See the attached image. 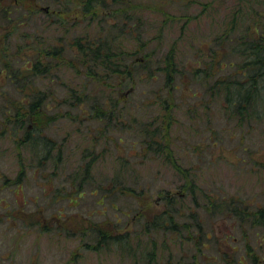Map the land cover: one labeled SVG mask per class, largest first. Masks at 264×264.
I'll use <instances>...</instances> for the list:
<instances>
[{"label": "rangeland", "instance_id": "obj_1", "mask_svg": "<svg viewBox=\"0 0 264 264\" xmlns=\"http://www.w3.org/2000/svg\"><path fill=\"white\" fill-rule=\"evenodd\" d=\"M138 2L148 6L138 9V15L146 21L149 30H154L151 35L162 34L163 41L156 40L151 48L157 47L164 52L174 40L179 39L177 49L180 60L184 61L182 78L186 84L183 83L178 91L177 122L172 134L179 162L195 181L196 193L207 191L213 195H239L249 203V211L256 209L257 205L264 206V163L261 166L249 156L253 153L259 157L255 153L256 147H263L264 150V141H260L263 138L261 132L225 121L214 104L210 114H205L201 108L191 109L190 105L198 97L192 96V90L188 89L193 87L199 91L200 85L193 80L192 73L197 67L207 66L202 62L204 58H200L203 50L220 49L225 35H236L244 25L242 19L248 22L258 9L264 10V0ZM16 4L15 0H0V9ZM72 16L73 11L69 12L67 23L72 22ZM5 21L0 11V44L7 41V30L12 28ZM234 26L238 29L232 33ZM57 33L69 36L63 29ZM17 37L10 36L8 39ZM11 48L13 50L15 46ZM233 58L238 59L236 56ZM3 61L0 59V65ZM23 62L15 58V64ZM62 72L67 77L76 76L67 69ZM58 80L52 83L53 86ZM62 81L72 82L71 79ZM10 82L0 77V91L8 89L10 96H19ZM46 82L40 81L39 84ZM158 86V81L147 83L142 86L146 93L138 91L134 95H130L127 89L116 87L121 98L125 97L127 101H120V107L116 109L115 117L119 125L111 119L108 120L109 128L86 105L84 109L65 106L60 111L64 117L44 131L57 142L52 151L53 157L50 155L52 158L46 161H41L40 155L28 143L20 146L24 129L15 132L0 108V264H134L136 259L138 264H146L140 257L123 251L119 245L100 246L93 237L96 226L116 234H135L134 246L137 247L140 242L139 246L145 245L150 250L155 247L159 252L156 257L159 264L165 262L161 247L164 249L165 245H169L179 251L178 233L161 232L156 235L145 232L138 223L139 213L153 217L163 211L165 206L160 187L183 193L187 197L183 201L187 214L192 206L189 190H178L184 182L183 174L164 157L154 156L153 151L146 156L141 143L142 125L151 123L161 113L160 109L151 106L156 97L150 89ZM54 89L64 93L62 87ZM2 101L4 99L0 95L1 104ZM127 107L133 109L136 122L127 116ZM110 108L107 107L108 110ZM97 127H103V130H97ZM111 127L114 131H109ZM117 136L122 137L123 142H116ZM255 141L256 144H253ZM58 154L61 158L57 161ZM260 155L264 160V156ZM89 162L90 178L80 187ZM20 170H24L21 176ZM123 180L131 188L138 189L142 197L139 199L131 192H116L101 198L115 182L119 184ZM78 187L83 190L81 196ZM221 215L211 218L204 214V228H210L213 234L210 233L209 248L204 249L202 254L221 260L226 253V257L234 261L246 252L249 245L252 254L260 259L258 264H264L263 230L239 222L237 217L223 218ZM259 230L262 233L257 235ZM138 235L141 237L138 238ZM174 240L179 243H176L178 247L173 244ZM206 256L201 255L202 264H221L220 261L207 263Z\"/></svg>", "mask_w": 264, "mask_h": 264}, {"label": "trees", "instance_id": "obj_2", "mask_svg": "<svg viewBox=\"0 0 264 264\" xmlns=\"http://www.w3.org/2000/svg\"><path fill=\"white\" fill-rule=\"evenodd\" d=\"M15 3L0 9L5 23L12 26L7 30V41L0 44V59L4 60L0 65V77L10 80L19 96H10L8 89L1 90L4 101L0 103V108L15 132L24 129L21 147L28 143L40 155L41 161H46L53 157L52 151L57 142L44 131L64 117L60 111L65 106L84 109L86 105L109 128L108 120L111 119L119 125L115 117L116 109L120 107V101L125 100L116 87L127 89L130 95H134L138 91L146 93L142 86L158 81L159 86L150 89L156 97L151 106L160 109L161 113L151 123L142 125L141 143L146 156L153 151L154 156L164 157L183 174L184 182L178 190H189L192 205L187 214L183 202L187 197L181 192L160 187L165 206L163 211L153 217L138 215V223L145 232L156 235L161 232L178 233L176 239L180 245L176 240L173 244L179 245L176 246L179 251L169 245H165L164 249L161 247L160 252L163 251L161 254L165 256L163 264H202L201 255H207L202 252L209 248L210 233L213 234L210 228H204L205 213L211 218L218 214H222L223 218L237 217L239 222H246L252 228H261L264 241V206L257 205L256 209L249 211V203L239 195H213L207 191L197 194L195 181L179 162L172 131L177 122L178 91L183 83L186 84L182 78L184 61L180 60L177 49L179 39L174 40L164 52L157 47L151 48L156 40H163L161 33L151 35L152 30L138 15V9L148 6L138 0H15ZM72 11V22L67 23ZM56 19L61 20L60 23ZM242 22L244 25L240 30L232 27L231 32L237 31L236 35H225L220 49L209 48L200 54L207 66L197 67L192 73L193 80L200 86L199 91L188 88L192 90V96L198 97L190 108H201L205 114H210L214 104L225 121L235 122L236 126L247 127L251 131L259 130L263 137L260 141H264V10L258 9L252 20L250 18L246 22L244 18ZM73 28L77 30L71 31ZM61 29L69 36L65 33L59 35L57 31ZM10 36L19 37L9 40ZM12 45L15 46L13 50ZM15 58L24 62L15 64ZM64 69L76 76H65ZM220 71L222 73L218 74ZM64 79H71L72 82L62 81ZM45 80V84H39ZM55 80L58 82L53 86ZM55 87H62L64 93L56 91ZM111 102L114 103L109 105ZM107 107L111 108L108 110ZM132 110L127 107L126 114L136 122ZM68 118L75 119L74 116ZM114 127L109 131H114ZM96 129L103 130V127ZM117 140L123 142L122 137L117 136ZM255 153L259 157L253 153L249 156L262 166L264 160L260 154L264 156L263 147H256ZM60 158L58 154L55 159L58 161ZM90 167L91 162L86 164L80 187L90 178ZM23 173L24 170H20L19 176ZM80 187L79 196L83 191ZM116 192H131L139 199L142 197L138 189L131 188L123 180L119 184L115 182L101 198ZM134 235L131 232L116 234L97 226L93 232L100 246L116 244L129 255L140 257L146 264H159L156 262L157 249L139 246L140 242L135 247ZM245 251L234 261L229 260L226 253L221 260L211 255L205 260L207 263L258 264L260 259L252 254L249 245ZM138 262L136 259L134 264Z\"/></svg>", "mask_w": 264, "mask_h": 264}]
</instances>
